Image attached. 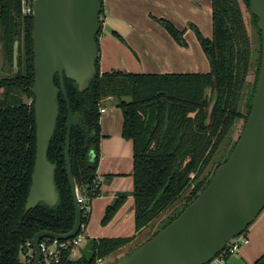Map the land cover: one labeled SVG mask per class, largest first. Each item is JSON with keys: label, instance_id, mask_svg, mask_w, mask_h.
Wrapping results in <instances>:
<instances>
[{"label": "trees", "instance_id": "obj_1", "mask_svg": "<svg viewBox=\"0 0 264 264\" xmlns=\"http://www.w3.org/2000/svg\"><path fill=\"white\" fill-rule=\"evenodd\" d=\"M246 12L260 34L257 57ZM212 20V38L204 37L194 27L210 62L207 74H101L99 55L98 75L86 91L80 92L74 81L66 79L71 106L81 118L71 134L78 193L87 199L100 195V107L103 99L115 98L123 112V137L132 140L134 146L132 195L138 231L148 228L191 188L185 203L162 227L169 225L205 189L236 145L240 135L236 141L233 135L238 123L242 120L245 124L250 114L262 58L261 32L257 18L251 14L250 0H212ZM165 24L176 41L186 43L181 32L169 22ZM32 30L33 14H22L21 0H0L3 66L8 63L12 67L16 42L20 52L16 75L10 76L8 70L0 79V264H22L21 255L30 251L27 243L33 242L37 233L67 234L75 225L76 208L64 156L68 111L61 92L59 118L48 151L49 160L57 165L59 202L53 207L41 203L29 213L25 211L36 160L34 97L30 91L35 77ZM251 76L253 81L249 80ZM55 83L60 87L58 77ZM22 94L32 102H24ZM126 199L127 194H121L107 208L104 224L112 220ZM89 215L82 210L80 234ZM130 241L90 240L89 255L77 263L96 264L98 258L106 259ZM33 261L34 257L29 264ZM62 264H75L69 260V252Z\"/></svg>", "mask_w": 264, "mask_h": 264}, {"label": "water", "instance_id": "obj_2", "mask_svg": "<svg viewBox=\"0 0 264 264\" xmlns=\"http://www.w3.org/2000/svg\"><path fill=\"white\" fill-rule=\"evenodd\" d=\"M250 11L258 20L262 58L251 111L236 145L205 189L178 217L113 264H208L233 238L245 233L264 210V0H250ZM102 12V0L34 1L35 77L30 91L34 97L36 160L25 211L27 214L41 203L53 207L59 202L57 165L49 160L48 151L59 118L61 92L68 111L64 156L76 217L67 234L41 231L35 235L33 264L41 260L39 245L43 239L68 240L82 227L71 159V134L81 118L71 106L66 79L84 92L97 77ZM3 68L0 54V79Z\"/></svg>", "mask_w": 264, "mask_h": 264}, {"label": "crops", "instance_id": "obj_3", "mask_svg": "<svg viewBox=\"0 0 264 264\" xmlns=\"http://www.w3.org/2000/svg\"><path fill=\"white\" fill-rule=\"evenodd\" d=\"M102 1V30L98 38L101 74H207L211 71L194 27L204 37H213L212 0ZM165 22L182 33L185 44L176 41ZM102 106L105 111L101 114H104L108 107L112 109L117 105L108 98L102 101ZM111 122L102 123L97 169L100 195L92 201L83 244L69 256L75 264L89 254L90 240L129 238L131 241L124 249L133 246L131 249H134L135 244L144 243L150 233L151 226L141 231L136 228L132 195L133 142L125 139L122 129L111 126ZM124 157H127L125 161ZM121 194H127L125 203L112 220L104 224L106 209ZM245 234L249 242L237 254L228 256L225 264H264V210ZM31 259L30 254L26 264Z\"/></svg>", "mask_w": 264, "mask_h": 264}, {"label": "rangeland", "instance_id": "obj_4", "mask_svg": "<svg viewBox=\"0 0 264 264\" xmlns=\"http://www.w3.org/2000/svg\"><path fill=\"white\" fill-rule=\"evenodd\" d=\"M208 1L209 0H207V2ZM242 6H243V9L246 10V8H245V6H244L243 3H242ZM246 21L248 23V30H249L250 41H251V44H252V49L256 53V57H257L258 56V52L260 51V48H261L260 34L257 31L255 25L252 22L251 17L249 16V14L247 12H246ZM18 47H19V43L16 42V44H15V60L13 62L12 67L10 65L8 66V63H7V65L3 68L4 74H6V72L9 70L10 76H15L16 73H17V71L19 70V64H18L17 57H18V55H20V52H18ZM1 50L2 49H1V46H0V52H1ZM4 74H3V76H4ZM249 80L250 81H253V76L249 77ZM2 92H3V90H0V93H2ZM207 94H208V96L211 95V90L210 89L207 91ZM20 96H21V98L23 99L24 102L29 103V104L32 102L31 101V98L28 97L26 94H22ZM106 99H108V98H106ZM106 99H103V101H105ZM112 102L115 103V98H112ZM101 108H103V106L100 107V110H101ZM107 109H108V112L107 113H104V114H101V116H100V130L102 131V123H105V125H106V124H108L109 122L112 121L111 122V126H117V128H121L122 131H123L124 117H123L122 110L119 107H117V106H114L112 109H110L108 107ZM243 125H244V122L241 120L238 123L237 128L235 130V133L233 135V140L234 141H236L238 139L239 135L241 134V132L243 130ZM100 142H101V139H100ZM232 148H233V146H232ZM126 159H127V157H124L123 160L125 161ZM190 192H191V188L188 189L182 195V197H181L180 201H178V203H176L175 205H173L170 208H168L160 217H158L150 225L151 226L150 227V233L147 236H145V238H147L146 240H148L151 237L150 235H153V233H155L158 229L163 228L162 226L169 220V218L171 216H173L181 208L182 204L185 203L186 198L189 196ZM96 198L97 197H92V198H90V199L87 200L86 204L89 206V208H91L92 204L94 203L92 201L94 199H96ZM106 211H107V209H106ZM85 229L86 228L83 229V234L85 233ZM141 242L142 241H140L138 244H140ZM138 244H135V248L138 247V246H136ZM133 247H130L129 249H131ZM129 249L122 248L121 250H119V251H117V252L109 255L106 258L107 259V264H113L117 260V258H121L122 256H124V253L127 252ZM30 254H31V251H28L27 253H24V254L21 255V262H22V264H26V257L28 255H30Z\"/></svg>", "mask_w": 264, "mask_h": 264}, {"label": "built area", "instance_id": "obj_5", "mask_svg": "<svg viewBox=\"0 0 264 264\" xmlns=\"http://www.w3.org/2000/svg\"><path fill=\"white\" fill-rule=\"evenodd\" d=\"M35 0H21V12L23 15H32L34 9ZM101 109V112H104ZM79 203L82 210L85 209L86 215L90 214V208L86 204L87 198L78 194ZM83 227V226H82ZM81 227V228H82ZM85 236L83 233H79L77 236L68 240H57L53 238H45L40 242L41 260L39 264H62L66 252H71L77 249L83 244ZM249 242V238L245 233L233 238L227 247L220 252L210 263L208 264H225V260L228 256L237 254L242 246ZM27 247L33 252V242H28ZM34 257V252L31 253ZM96 264H107V260L104 258H98Z\"/></svg>", "mask_w": 264, "mask_h": 264}]
</instances>
